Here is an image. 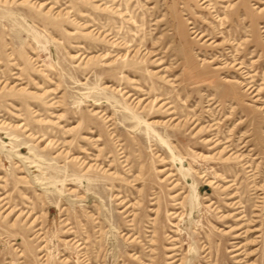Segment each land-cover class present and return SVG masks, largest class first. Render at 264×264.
<instances>
[{
  "label": "rangeland",
  "instance_id": "obj_1",
  "mask_svg": "<svg viewBox=\"0 0 264 264\" xmlns=\"http://www.w3.org/2000/svg\"><path fill=\"white\" fill-rule=\"evenodd\" d=\"M0 264H264V0H0Z\"/></svg>",
  "mask_w": 264,
  "mask_h": 264
}]
</instances>
